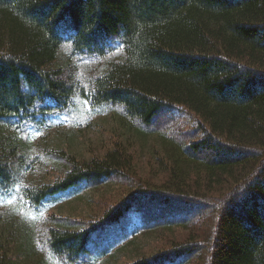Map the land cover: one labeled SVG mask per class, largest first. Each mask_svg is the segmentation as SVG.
I'll return each instance as SVG.
<instances>
[{"label": "trees", "instance_id": "16d2710c", "mask_svg": "<svg viewBox=\"0 0 264 264\" xmlns=\"http://www.w3.org/2000/svg\"><path fill=\"white\" fill-rule=\"evenodd\" d=\"M78 110L86 128H56ZM174 111L192 132L171 128ZM93 127L124 143L79 159L67 147ZM149 137L163 185L131 181L100 217H57L46 252L118 264L157 231L209 224L130 264H264V0H0V264H48L16 205L127 183L130 139Z\"/></svg>", "mask_w": 264, "mask_h": 264}, {"label": "rangeland", "instance_id": "374dc122", "mask_svg": "<svg viewBox=\"0 0 264 264\" xmlns=\"http://www.w3.org/2000/svg\"><path fill=\"white\" fill-rule=\"evenodd\" d=\"M174 113H176V111H174ZM161 114L162 112L159 113L158 117L161 116ZM83 117L84 115L82 114V112L78 110L73 114L57 118L55 120L56 124L54 125H56V128L62 127L66 129V126H68L70 123H73L72 126L74 127H76V123H78L86 128L87 122L83 121ZM74 120H76V123L71 122ZM190 122L191 121H189V115L187 113L177 111V113L174 115V121L170 123V126L171 128H177L176 131L179 132L182 131L186 133L188 130H191L192 132L196 124L191 123L190 126ZM106 127L108 128V125ZM37 133L38 136L42 135L40 134V131H38ZM130 142L131 144L128 147H130V152L133 155L132 162L134 168L132 169L133 177L130 180H127V183L125 181H122L123 179H115L111 182L106 183L103 188L92 189L86 194H84V192L80 190L79 192L71 195L70 189L66 192V194H60L58 196L50 198L45 207L39 206L37 209L33 207L28 208V205H16L17 203H21V201L19 200H15L13 205L11 204V209L14 205L18 206L16 209H14V215L16 217L24 219L26 223H29L31 227L34 228V246L36 248L37 254L38 256H44L47 259L48 264L63 263L61 262V260H58L56 257L46 252L47 245L43 240L44 237L38 238V235H42L43 229L48 230V226L50 223L55 225L54 222L57 220V217H67L71 220L79 222L81 220L87 221L90 218L100 217L106 209L112 207L113 205H116L125 196V194L128 192V189L130 188L128 185H130L131 181L132 184H137L140 187H146V184L157 187L163 185L168 175L165 167H163L162 165L158 166L156 164V156L158 155L159 149L161 147L160 143L156 141L154 137H149V139H147L145 142L141 139H139L138 141L130 139ZM116 143H124L120 135L118 136L116 134H113L110 130H104L103 132L98 130V127H93L89 131H86L80 135H76L71 145L67 148L79 159H89L92 157L101 158L107 150L116 147ZM56 174H58L57 171L52 170V173L48 176H55ZM226 188L227 187L225 186L223 190L216 191L215 194L218 195L222 193ZM57 198L61 199L58 201ZM49 203L52 204L50 205ZM2 204L9 206L6 202ZM132 216L122 219L123 222L126 223L127 221L132 224V227L128 230L130 234L131 232H134L136 230L137 225L135 222H131L133 220H130ZM208 225L209 224H206L200 227V231L201 229H204L202 232L203 235L200 233V231L198 233L199 229H194V232L182 228L170 229L168 231H157L153 236L141 239L140 243H137L139 244L138 247H141L139 254H133L135 251L133 250V252H129L126 255H122L117 262L118 264H130L138 260L141 256L150 255L161 248H166L170 246L171 243L184 242L185 240L189 239L191 235L196 236V233H198L199 237H202L205 235L204 233L208 231ZM111 234L115 235V232ZM107 238L108 236L101 235L98 242H104L107 240ZM90 247L92 248V245ZM104 249H108V247ZM115 254L116 253L114 251H110V254L106 257H112ZM110 257L108 259L107 264H109L111 261ZM96 258V252L92 255V257H89L91 262H95L93 264H96ZM97 259H99V263H101V261H105L107 258H104L103 253V255L99 256ZM29 264H35V262L31 261V263ZM85 264L91 263L85 262Z\"/></svg>", "mask_w": 264, "mask_h": 264}]
</instances>
